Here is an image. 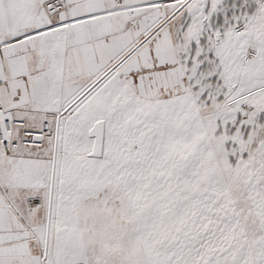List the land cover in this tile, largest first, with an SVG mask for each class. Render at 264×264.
Segmentation results:
<instances>
[{"label":"snow or ice","instance_id":"6c2138e0","mask_svg":"<svg viewBox=\"0 0 264 264\" xmlns=\"http://www.w3.org/2000/svg\"><path fill=\"white\" fill-rule=\"evenodd\" d=\"M0 264H264V0H0Z\"/></svg>","mask_w":264,"mask_h":264}]
</instances>
